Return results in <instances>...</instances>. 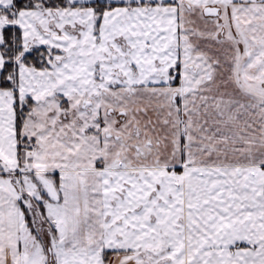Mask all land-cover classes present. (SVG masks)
<instances>
[{"label":"snow or ice","instance_id":"snow-or-ice-1","mask_svg":"<svg viewBox=\"0 0 264 264\" xmlns=\"http://www.w3.org/2000/svg\"><path fill=\"white\" fill-rule=\"evenodd\" d=\"M0 264H264V0H0Z\"/></svg>","mask_w":264,"mask_h":264}]
</instances>
